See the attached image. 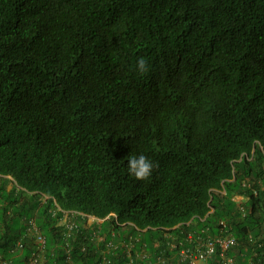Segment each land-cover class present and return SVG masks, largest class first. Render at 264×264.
<instances>
[{"label":"trees","instance_id":"16d2710c","mask_svg":"<svg viewBox=\"0 0 264 264\" xmlns=\"http://www.w3.org/2000/svg\"><path fill=\"white\" fill-rule=\"evenodd\" d=\"M33 223L43 264H145L204 227L264 264V0H0V264Z\"/></svg>","mask_w":264,"mask_h":264},{"label":"built area","instance_id":"2783aa9c","mask_svg":"<svg viewBox=\"0 0 264 264\" xmlns=\"http://www.w3.org/2000/svg\"><path fill=\"white\" fill-rule=\"evenodd\" d=\"M241 209L245 211L244 206H242ZM69 214L70 212H66L64 223L69 232H71V229H73L75 225L69 221ZM191 223L193 222H187L188 225ZM222 224L225 225L224 222H222ZM32 227L37 236V247L27 259V264H43L42 254L45 251V237L35 223H33ZM208 231L209 227H204L201 229L200 233L190 232L186 237L178 240L179 245L177 244L176 237H173L171 233L165 231V237L174 238L175 241L172 243L171 248L176 251L173 256L158 255L156 264H175L174 262L177 259L179 261H187L189 264H210L211 260L216 255H218L216 264H235L236 258L229 254V251L230 248L238 245L236 236L227 228H222L221 233L217 235H211ZM203 233L207 234L204 235ZM24 248L25 243L20 239L15 250Z\"/></svg>","mask_w":264,"mask_h":264},{"label":"clouds","instance_id":"9594fccd","mask_svg":"<svg viewBox=\"0 0 264 264\" xmlns=\"http://www.w3.org/2000/svg\"><path fill=\"white\" fill-rule=\"evenodd\" d=\"M136 71L138 73L142 74V75L145 74V73H147L149 71L147 61L144 58H140L137 61ZM127 161H128L127 162V171H128V174L131 177H133L134 179L138 180V181L139 180H147L152 175L154 168L158 167V164L157 163H154L152 160H150L147 156H145L143 154L138 155V156L137 155H130L127 158ZM234 199L236 201L240 202V203H243L244 201H246V198H245L244 195H238L237 194V195L234 196ZM242 206H244V205H242ZM67 212H69V211H67ZM72 213L73 212L70 213L71 215L69 214V217H68L69 218V221H70V216H73ZM76 213L77 214H80V215H83L85 217L84 220H87L88 218H92L94 220V223H102L104 221V219L98 218V217L93 216V215H86L84 213H78V212H76ZM112 215L114 216L115 214H112ZM109 217L110 216H108L107 218L109 219ZM71 223L73 224L74 222H71ZM61 224L65 225L64 218L61 220ZM90 225H92V224H90ZM122 225L123 226H128L127 227L128 231H130V228L131 227L132 228L135 227V224L133 222H129L128 224L127 223H122ZM133 236L134 235L130 236L131 241L129 243H127V245H126V248H127L128 252L130 254H131L132 250L135 248V245H136L135 243L140 240L139 238L137 240H135L133 238ZM144 246H146V243L144 244ZM155 246L156 247H160L161 246L160 241H158L155 244ZM139 253H142V255H140V258L144 257V258L147 259L146 262H145V264H156V261L157 260H153L152 259L153 256L151 254H148L145 251V249H143ZM42 255H43V261H44V253Z\"/></svg>","mask_w":264,"mask_h":264},{"label":"rangeland","instance_id":"374dc122","mask_svg":"<svg viewBox=\"0 0 264 264\" xmlns=\"http://www.w3.org/2000/svg\"><path fill=\"white\" fill-rule=\"evenodd\" d=\"M75 218V217H74ZM73 218V219H74ZM82 222L85 224V225H90V224H93L94 223V220L92 218H88L87 220H84V219H81Z\"/></svg>","mask_w":264,"mask_h":264}]
</instances>
